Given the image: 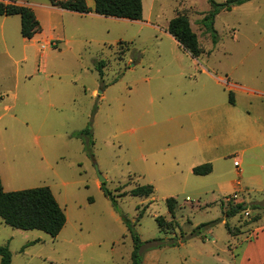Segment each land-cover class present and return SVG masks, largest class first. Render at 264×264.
<instances>
[{"label":"rangeland","instance_id":"rangeland-1","mask_svg":"<svg viewBox=\"0 0 264 264\" xmlns=\"http://www.w3.org/2000/svg\"><path fill=\"white\" fill-rule=\"evenodd\" d=\"M32 2L40 32L30 39L21 36L18 14L0 16V178L5 190L48 186L66 221L52 237L0 219L9 264H130L133 244L122 216L144 242L142 264L230 258L229 250L264 222V190L244 186L251 167L241 162L237 174L233 159L247 156L209 149L204 141L215 134L202 130L217 109L213 142L227 143L229 95L263 96L264 0L220 10L216 43L201 23L208 0H142L139 20ZM178 12L197 37L198 57L166 30ZM210 105L217 108L205 110ZM217 153L211 173L188 171ZM144 184L153 186L149 196L129 193ZM170 196L177 225L164 232L155 217L171 219ZM237 203L243 209L225 215Z\"/></svg>","mask_w":264,"mask_h":264},{"label":"trees","instance_id":"trees-1","mask_svg":"<svg viewBox=\"0 0 264 264\" xmlns=\"http://www.w3.org/2000/svg\"><path fill=\"white\" fill-rule=\"evenodd\" d=\"M16 0H0V15L18 14L20 17V33L23 38L30 39L32 36L40 32V23L36 18L33 9L26 5L16 3ZM50 5L65 10L78 12L81 14L90 11L105 17L124 18L129 20H139L142 18V0H93L94 7L90 9L85 0H48ZM246 0H226L224 2H215L208 0L211 9L205 14L201 23L209 32L212 43L217 41V32L214 28V18L216 14L222 10H230L235 4H240ZM178 43L192 56L198 57L202 53V49L198 45L197 37L191 30L187 16L178 12L172 17L167 24V29ZM103 61L97 62L96 68L99 74L102 73ZM229 101L232 103L233 98L229 95ZM89 132L86 128L78 134ZM211 163L206 162L192 167V172L197 175L208 174L211 171ZM153 192L151 184L138 185L130 189L131 195L149 196ZM112 198L109 192L106 193ZM114 203V199L112 198ZM167 211L171 216L170 220H165L161 215L155 217V221L160 230L169 232L173 230L177 223L174 220L175 211L177 209L176 198L170 196L165 199ZM230 203V202H229ZM143 206L137 218H140L144 211ZM243 209L241 203L231 205L226 210L225 215H234ZM123 221L130 233L132 239V250L130 253V264H142L143 251L146 249L144 242L140 239L135 231L134 224L125 217ZM258 218L253 216V220ZM0 219L7 225L23 230L38 229L55 237L65 224L66 216L64 210L57 202L51 189L48 186H36L18 190H5L0 178ZM204 224H202L203 226ZM228 232H231L229 226L225 223ZM155 243V242H154ZM175 241H170L174 244ZM150 246V245H149ZM11 261V252L6 246H0V264H9Z\"/></svg>","mask_w":264,"mask_h":264},{"label":"crops","instance_id":"crops-1","mask_svg":"<svg viewBox=\"0 0 264 264\" xmlns=\"http://www.w3.org/2000/svg\"><path fill=\"white\" fill-rule=\"evenodd\" d=\"M85 1L89 8L93 9L94 1ZM15 2L30 6L36 15V18L40 20L36 9L37 5H35L32 0H16ZM39 6L45 7V9L48 10H53L49 4V1L45 2L43 5L40 4ZM53 8L60 9L62 11H69L57 7ZM86 14L98 16V14L92 11ZM46 42L48 43L49 40ZM44 44L45 47H47L46 43ZM261 94H263V96H232L233 102L230 104L229 108H226V114L223 116L224 123H227V143L221 144V142H213L214 139H218L219 137L216 121L220 114L216 112L217 109L215 112L211 113L209 120H206L207 127L206 130H202V132L206 134H215V136H213L210 140H206L207 142L204 141L205 144H208L209 149L217 148L218 145H220V147L224 148L223 151L226 152L225 154L239 153L242 156H247L249 159L246 162L243 161V158L233 159V165L234 161H237V165H234L237 174L240 175L242 172V169L240 168L241 162L242 164H245V166L251 167L253 172L252 176L250 179L245 180L243 183L244 186L249 184H257L264 190V91ZM214 108H217V106L214 107L213 105H210L205 107V110H212ZM195 140L198 141L199 136H196ZM227 144H231V146ZM228 147H231L229 152H227L228 149H226ZM220 154L221 153H217L216 155L207 159L190 163L188 166V171L192 172V167L195 165L210 162L212 168L209 173H211L214 170L215 162L222 156ZM234 156L237 155H233V157ZM235 184L239 185V182L237 181ZM235 249L236 252H234L232 249L229 250L228 248L231 253V259L226 258L228 256H225L224 259L219 258L218 263L216 264H264V222L257 223L252 232L246 236L245 239L241 240L235 245ZM216 261L217 260H215V262Z\"/></svg>","mask_w":264,"mask_h":264},{"label":"built area","instance_id":"built-area-1","mask_svg":"<svg viewBox=\"0 0 264 264\" xmlns=\"http://www.w3.org/2000/svg\"><path fill=\"white\" fill-rule=\"evenodd\" d=\"M41 48H45V44L41 45ZM234 165H237V161H234ZM245 213H246V215H248L247 211Z\"/></svg>","mask_w":264,"mask_h":264},{"label":"water","instance_id":"water-1","mask_svg":"<svg viewBox=\"0 0 264 264\" xmlns=\"http://www.w3.org/2000/svg\"><path fill=\"white\" fill-rule=\"evenodd\" d=\"M97 174H98V177H99V180H103L104 178L100 175V173L97 171Z\"/></svg>","mask_w":264,"mask_h":264}]
</instances>
